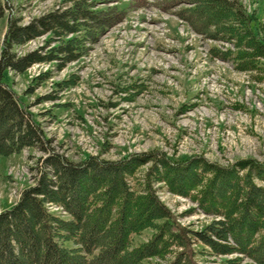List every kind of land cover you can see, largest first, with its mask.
Instances as JSON below:
<instances>
[{"label": "rangeland", "instance_id": "374dc122", "mask_svg": "<svg viewBox=\"0 0 264 264\" xmlns=\"http://www.w3.org/2000/svg\"><path fill=\"white\" fill-rule=\"evenodd\" d=\"M2 1L6 11L0 19V52L11 16L28 25L77 0ZM91 1L99 8L117 4L126 15L74 61L57 58L4 73L20 105L40 124L47 148L73 162L89 156L115 162L160 153L177 160L202 157L225 167L244 160L264 162V67L240 70L214 54L213 48L220 54L236 48L206 37L181 18L179 11L192 4L187 0H148L144 7H133L130 0ZM241 2L254 33L264 41V0ZM59 44L47 33L14 46V51L49 52ZM47 157L38 146L0 156V212L35 184L39 164ZM152 165L148 161L137 173ZM255 182L264 186L259 178ZM155 187L188 230L200 231L218 216L204 212L192 198L171 192L165 183L156 182ZM153 232L134 235V243L147 241ZM227 243L234 244L231 238ZM192 248L199 264L252 262L239 253L214 254L200 242Z\"/></svg>", "mask_w": 264, "mask_h": 264}, {"label": "trees", "instance_id": "16d2710c", "mask_svg": "<svg viewBox=\"0 0 264 264\" xmlns=\"http://www.w3.org/2000/svg\"><path fill=\"white\" fill-rule=\"evenodd\" d=\"M130 1L133 7L148 4ZM186 2L192 4L179 11L181 18L206 37L236 48L222 54L213 48L214 54L240 70L264 67V41L250 26L241 0ZM5 11L0 0V19ZM125 15L117 4L99 8L91 0H77L28 25L15 16L9 19L0 52V156L38 146L48 157L39 164L35 184L0 212V264H146L154 257L165 259L164 264H199L192 248L197 242L214 254L239 253L252 260L247 264H264V186L255 182H264V162L244 160L225 167L202 157L177 160L165 153L73 162L45 146L40 124L4 82L8 69L21 72L57 58L74 61ZM47 33L60 41L49 52L14 51ZM148 161H153L148 171L137 173ZM156 182L192 198L218 219L200 231L188 230L161 201ZM50 205L60 210L51 211ZM147 229L154 231L151 237L134 243V235ZM230 238L234 244L227 243Z\"/></svg>", "mask_w": 264, "mask_h": 264}]
</instances>
